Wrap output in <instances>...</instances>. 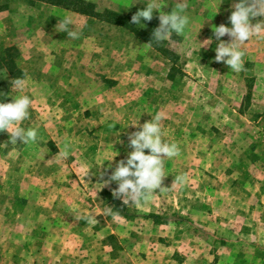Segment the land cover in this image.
Here are the masks:
<instances>
[{
	"label": "rangeland",
	"instance_id": "374dc122",
	"mask_svg": "<svg viewBox=\"0 0 264 264\" xmlns=\"http://www.w3.org/2000/svg\"><path fill=\"white\" fill-rule=\"evenodd\" d=\"M82 1L96 16L0 0V102L28 95L21 126L39 137L12 145L0 131V264H264V32L239 45L234 72L215 61L212 30L231 26L237 0H187L186 32L160 42L157 13L131 22L147 0ZM164 2L168 13L180 0ZM105 11L129 15L150 44ZM156 114L180 154L164 160V188L122 204L114 182L97 183L131 151L129 124Z\"/></svg>",
	"mask_w": 264,
	"mask_h": 264
},
{
	"label": "clouds",
	"instance_id": "9594fccd",
	"mask_svg": "<svg viewBox=\"0 0 264 264\" xmlns=\"http://www.w3.org/2000/svg\"><path fill=\"white\" fill-rule=\"evenodd\" d=\"M164 4V0H147L145 7L131 17L133 24L143 27L142 20L151 21L154 13L158 14L159 24L153 30L151 41H164L170 39L173 34L183 35L190 24L189 16L186 14L187 0H180L168 13L162 11ZM217 8L218 5L215 13ZM232 8L228 17L231 26L221 24L212 30L218 41L214 59L217 62L222 61L230 70L240 72L244 70V52L239 45L246 43L254 35L264 32V19L252 23L256 17L264 18V0H237ZM62 23V31L67 33V37L77 39L78 33L71 27V21L66 19ZM225 35L230 38V42L220 39ZM211 43L212 38L209 37L200 44L204 46ZM24 84L25 81L21 78L11 81V86L18 91L23 89ZM31 104L32 100L25 94L15 96L7 103L0 102V131L9 134L8 140L12 145L17 144L18 141L19 144H33L39 139L37 129L21 126L29 116ZM160 121V115L156 114L143 124L138 125V120L129 124L139 129L128 134L127 145L131 151L123 159L115 162V167L106 180L97 183L102 185V189L114 182L117 186L113 189V197L120 198L122 204L138 205L142 200L150 198L156 190L164 188L162 187L163 178L166 176L163 168L164 160L180 154L175 142L162 139L164 133ZM112 152L114 154L106 161H112L117 156L116 151L112 150ZM102 164L103 162L100 166ZM108 168L111 169L112 165L109 164ZM183 179V176H177L175 182H183ZM107 210L111 212L112 208L108 207Z\"/></svg>",
	"mask_w": 264,
	"mask_h": 264
},
{
	"label": "trees",
	"instance_id": "16d2710c",
	"mask_svg": "<svg viewBox=\"0 0 264 264\" xmlns=\"http://www.w3.org/2000/svg\"><path fill=\"white\" fill-rule=\"evenodd\" d=\"M52 3L62 5L65 8H72L74 11H76L78 13H84V14H88V15H92V16L94 15L93 11L86 10V6L93 9V5L90 3H87L85 1H82V0H60V1H57V0L53 1L52 0ZM72 5H74V6H72ZM105 14H106V17L100 18L102 21L113 24V25L128 27L130 31H132L135 35L139 36L144 41L147 42L149 40L147 37L142 35L143 33L140 34L136 29H134V27H132L130 25L129 15H126V18H124L121 15L114 14V13L108 12V11H105ZM94 16H96V15H94ZM125 20H126V22H125ZM10 71L12 72L11 74L13 77H16L18 74H20V71H18V70L10 69ZM16 78H20V77L18 76ZM109 202H111L114 205V208H116V206L119 204L117 201H115L113 199H110Z\"/></svg>",
	"mask_w": 264,
	"mask_h": 264
}]
</instances>
